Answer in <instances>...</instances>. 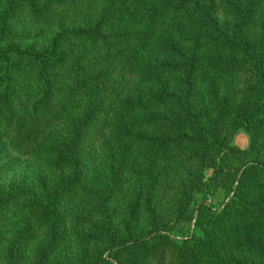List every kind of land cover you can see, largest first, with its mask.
<instances>
[{
  "label": "trees",
  "instance_id": "1",
  "mask_svg": "<svg viewBox=\"0 0 264 264\" xmlns=\"http://www.w3.org/2000/svg\"><path fill=\"white\" fill-rule=\"evenodd\" d=\"M263 6L264 0H0V218L16 193L38 195L46 234L34 264H48L61 246L63 198L84 185L91 124L127 135L157 129L158 138L142 142H158L164 155L194 145L207 151L215 145V127L203 124L211 113L202 104L209 95L217 102L226 67L239 70L251 95L259 90L261 99L243 101L240 115L264 119ZM224 10L228 18L221 22ZM22 13L41 28L14 41L12 22ZM122 97L125 110L116 108ZM23 163L17 183L28 169L35 172L33 182L26 179L28 190L16 176L10 179ZM258 169L251 172L256 192L241 194L243 175L235 199L222 210L203 203L196 229L171 239L182 253L177 264H264V163ZM197 178L203 192L204 176ZM90 186L93 264H136L121 259L134 251L129 243L139 248L141 241L119 240L112 229L105 205L111 185ZM0 256V264H17L10 249Z\"/></svg>",
  "mask_w": 264,
  "mask_h": 264
},
{
  "label": "rangeland",
  "instance_id": "2",
  "mask_svg": "<svg viewBox=\"0 0 264 264\" xmlns=\"http://www.w3.org/2000/svg\"><path fill=\"white\" fill-rule=\"evenodd\" d=\"M220 13L221 22H224L228 18L226 10ZM14 16V41L21 35L34 36L41 28L27 13ZM169 68L174 76H178L175 66ZM252 91L255 94H250L248 83L242 80L236 67L223 70L218 82L217 102L211 101L215 95H209L202 104L210 106L211 113L203 124L215 127V145L207 151L194 145L191 150L178 148L164 155L158 142H142L144 138H158L157 129L127 135L114 132L102 122L91 124L84 147V185L73 186L64 195L61 246L48 264L94 263L98 248L91 235L94 223L88 217L87 191L90 192V185L99 188L105 181L112 187L105 203L112 217V229L119 240L134 237L141 241L139 248L129 243V249L134 248V251L123 252L121 259L133 258L136 264H177L182 253L171 239L181 240L196 229L203 203L212 205L213 210H222L231 198H236L235 192L240 189L243 175L246 188L241 194L248 197L251 191L258 190L257 178H253L251 172L255 170L258 174L260 163H264V119L262 113L252 118L243 117L239 108L248 98L253 102L261 99L256 94L258 89ZM125 99L122 97L116 108L124 109L120 103ZM100 118L105 120V114ZM24 167V163L22 167L16 164L10 179L16 176L17 183ZM32 169H28L27 174L24 172L27 178L23 175L17 183H25L27 190L30 186L26 179L32 182L35 179ZM198 175L204 176L206 182L203 192H199ZM32 184L35 189L37 184ZM30 190L29 193H16L0 218V251H13L17 264L35 263L46 234V223L38 209V195ZM191 197L189 211L179 219L180 209ZM191 212L194 214L189 220ZM174 232L178 235H173Z\"/></svg>",
  "mask_w": 264,
  "mask_h": 264
}]
</instances>
